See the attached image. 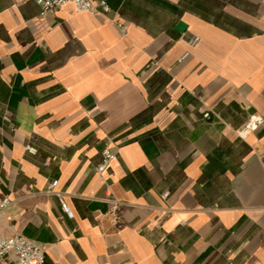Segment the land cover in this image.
<instances>
[{"label":"crops","instance_id":"obj_1","mask_svg":"<svg viewBox=\"0 0 264 264\" xmlns=\"http://www.w3.org/2000/svg\"><path fill=\"white\" fill-rule=\"evenodd\" d=\"M107 1L0 0V232L44 264H264V0Z\"/></svg>","mask_w":264,"mask_h":264},{"label":"built area","instance_id":"obj_2","mask_svg":"<svg viewBox=\"0 0 264 264\" xmlns=\"http://www.w3.org/2000/svg\"><path fill=\"white\" fill-rule=\"evenodd\" d=\"M40 9L42 16H48L50 13L60 9L64 5L72 4L77 12H85L93 15H106L112 11V7L107 0H34ZM112 20L122 32H126L127 25L121 21L120 15L116 12ZM188 53L185 54L186 57ZM205 118H211L210 111L204 113ZM264 123L262 114L252 115L241 131L249 132L256 130ZM115 158V153L110 147L103 150V158L97 165V173L101 176L105 174L111 162ZM58 180H53L49 186V191L58 195L62 208L69 217H73L74 213L64 199V196L55 191ZM167 192L164 193L166 195ZM105 200L111 203L108 215L111 218L113 226H121L123 223L122 207L123 202L115 197L112 193H108ZM13 201L9 196L0 198V214L12 205ZM46 253L43 247L35 243L32 239L22 233L6 235L0 232V264H44Z\"/></svg>","mask_w":264,"mask_h":264},{"label":"water","instance_id":"obj_3","mask_svg":"<svg viewBox=\"0 0 264 264\" xmlns=\"http://www.w3.org/2000/svg\"><path fill=\"white\" fill-rule=\"evenodd\" d=\"M177 28L181 31H184L187 28V24L184 23L183 21H179L177 24Z\"/></svg>","mask_w":264,"mask_h":264}]
</instances>
